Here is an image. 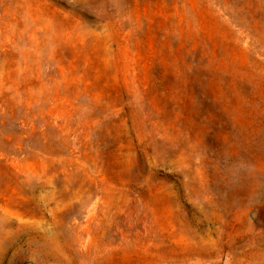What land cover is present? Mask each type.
Listing matches in <instances>:
<instances>
[{
  "label": "rangeland",
  "instance_id": "obj_1",
  "mask_svg": "<svg viewBox=\"0 0 264 264\" xmlns=\"http://www.w3.org/2000/svg\"><path fill=\"white\" fill-rule=\"evenodd\" d=\"M0 264H264V0H0Z\"/></svg>",
  "mask_w": 264,
  "mask_h": 264
}]
</instances>
